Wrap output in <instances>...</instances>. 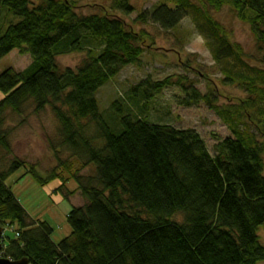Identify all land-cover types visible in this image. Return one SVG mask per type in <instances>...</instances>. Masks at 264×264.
Masks as SVG:
<instances>
[{"label": "trees", "instance_id": "16d2710c", "mask_svg": "<svg viewBox=\"0 0 264 264\" xmlns=\"http://www.w3.org/2000/svg\"><path fill=\"white\" fill-rule=\"evenodd\" d=\"M109 1L108 8L97 5L99 12L83 14L75 0H0V17L7 10L21 18L0 35V59L14 49L31 58L25 69L0 74V226H13L17 234L4 235L2 257L27 258L29 264L263 263L258 231L264 227V0L230 1L236 17L251 28L262 67L248 62L242 46L212 16L210 10L224 0H170L173 7L163 3L140 13L135 22L164 30L190 17L222 83L247 97L221 106L216 84L202 94L184 77L147 78L129 93L141 110L120 114L123 107L112 104L118 128L99 110L96 94L124 67L141 64L147 33L114 15L132 13L131 0ZM73 52L87 57L75 69H60L56 57ZM173 86L184 94L179 105L204 102L230 130L231 136L215 143L214 154L193 129L141 118L149 102ZM28 104L35 113L51 109L60 146L79 162L58 159L64 168L45 178L28 165L40 185L61 177L55 192L73 179L84 200L68 212L71 232L57 243L52 228L30 218L6 185L27 165L12 156L6 116L22 115ZM91 164L93 175L80 174Z\"/></svg>", "mask_w": 264, "mask_h": 264}, {"label": "rangeland", "instance_id": "374dc122", "mask_svg": "<svg viewBox=\"0 0 264 264\" xmlns=\"http://www.w3.org/2000/svg\"><path fill=\"white\" fill-rule=\"evenodd\" d=\"M75 1L79 7L77 11L83 14L99 12L100 8L97 5L106 8L110 5L109 0ZM224 1L220 9L210 10L212 16L229 32L232 40L242 46L248 62L253 66L262 67L255 60L259 55L256 52L255 40L250 26L236 17L231 0ZM130 2L134 9L128 16L113 14L121 18L133 31L147 33L141 64L124 67L96 94L99 110L109 120L113 119L111 122L114 128H118L116 122L119 114L113 109L112 104L116 103L123 107L120 114L132 113V107L135 110L136 108L140 109L142 104L135 103L133 106L129 100V93L133 86L147 78L152 81H160L166 77L173 79L184 77L194 82L195 87L202 94L207 92V86L214 87L216 84L217 87L215 88L219 95L217 104L221 106H236L239 100L246 99L247 95L242 90L236 86L222 83V76L190 17H185L178 26L171 30H164L150 22L145 24L135 22L140 13L152 10L163 3L173 7L170 0H131ZM20 20L21 18L3 10L0 17V35L10 24H16ZM86 57V52H73L57 56L56 63L60 69H75L81 65ZM30 63L29 54L20 53L14 49L0 59V74L8 68L17 72L21 71ZM2 97L3 94L0 92V100ZM183 97L184 94L180 87L166 88L149 102L141 118L152 123L169 124L178 129H193L201 136L208 151L214 154L215 143L219 139L231 136L230 130L204 102L190 107L179 105L178 100ZM242 121L245 122L244 119ZM4 129L10 130L9 139L12 145V156L25 160L27 164L12 174L6 180V185L25 208L30 218L46 222L52 228L51 239L57 243L71 232L66 221L68 212L73 207L82 206L84 200L77 191V184L73 179L65 182L64 189L55 192L62 184L61 177L48 184L40 185L27 172L29 170L28 165H32L39 176L45 178L54 168L56 171H61V168H64V166L59 168V160L65 162L66 165L70 161L77 164L79 162L70 155L67 148L60 146L58 122L50 108L35 113L33 106L28 104L20 116L11 115L9 112L6 116ZM90 130L91 132L94 131L92 127ZM256 137L259 141H263L261 135ZM54 150L59 152L57 153L58 158L55 157ZM12 156L7 157L11 158ZM73 167L75 168L76 165H72V169H74ZM92 171H95L93 164L82 169L80 174L90 176L93 175ZM70 192L73 193L69 195ZM175 218L176 220L181 219L180 216ZM7 227L5 226V228ZM4 234L8 237L14 235L9 229ZM258 236L260 243L264 246V227L259 229ZM260 264H264V262Z\"/></svg>", "mask_w": 264, "mask_h": 264}, {"label": "water", "instance_id": "95a60500", "mask_svg": "<svg viewBox=\"0 0 264 264\" xmlns=\"http://www.w3.org/2000/svg\"><path fill=\"white\" fill-rule=\"evenodd\" d=\"M3 233V227L0 226V252H1V238ZM0 264H29V261L27 258H21L18 260H10L8 258H4L0 254Z\"/></svg>", "mask_w": 264, "mask_h": 264}]
</instances>
